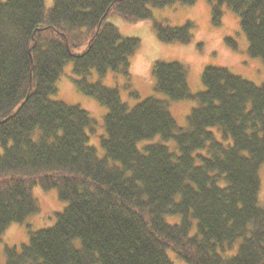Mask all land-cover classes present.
<instances>
[{
	"label": "trees",
	"instance_id": "1",
	"mask_svg": "<svg viewBox=\"0 0 264 264\" xmlns=\"http://www.w3.org/2000/svg\"><path fill=\"white\" fill-rule=\"evenodd\" d=\"M177 1L197 0H0V237L39 210L34 186L68 201L53 226L7 248V264H173L168 248L190 264H264V83L207 65L205 88L193 91L185 63L156 60L154 90L196 101L181 127L167 100L129 106L117 88L87 78L92 69L130 74L140 38L109 19H149ZM210 1L215 24L223 4L238 13L249 53L264 61V0ZM192 27L155 22L163 41L189 42ZM70 60L77 87L108 107L103 157L90 144V113L52 98ZM159 135L175 149L151 142ZM178 214L179 223L165 219ZM239 239L235 253L223 252Z\"/></svg>",
	"mask_w": 264,
	"mask_h": 264
},
{
	"label": "rangeland",
	"instance_id": "2",
	"mask_svg": "<svg viewBox=\"0 0 264 264\" xmlns=\"http://www.w3.org/2000/svg\"><path fill=\"white\" fill-rule=\"evenodd\" d=\"M5 1V0H3ZM54 0H46V5L51 6ZM213 3L210 0H197L192 4L180 1L163 7H153L152 16L149 19L131 22L120 16L109 19L119 29L122 35L140 38V45L130 57V74L109 70L101 76L92 69L87 78L90 81H100L109 87L119 90L123 101L129 106H134L149 95H156L169 103V108L176 118L179 126L186 127L187 116L196 105L194 99H170L163 92L154 90L155 77L152 72L156 60H179L188 68V80L193 91L205 88L202 81V73L207 65H219L228 67L233 73L254 82L264 83V61L260 56H252L249 51V42L240 25L238 13L227 4H223V16L220 24H215L212 12ZM155 22H162L171 26H181L192 22V38L189 42L163 41L158 38ZM78 75L73 70V61H67L62 73L56 81L57 91L52 95L53 99H60L69 104H77L86 109L95 119V131L90 134V144L94 145L100 156L105 155L101 146V137L106 135L104 116L108 107L96 97L82 92L75 83ZM137 92V94L135 93ZM219 140H225L223 132L218 126L209 128ZM149 142L140 141L138 146ZM151 142H161L175 149V140H163L159 135ZM203 152H205L203 150ZM261 188L260 200L264 204V162L260 167ZM34 196L38 199L39 210L29 215L22 222L12 223L0 237V264H7V248L20 249L23 244L30 241L32 232L42 228L53 226L56 221V213L62 211L68 201L61 199L57 188L43 189L41 186L32 188ZM166 221L179 223L181 215H166ZM198 230L197 220L193 219L191 233ZM241 239L237 240L232 248L225 246L220 251L230 255L236 252ZM167 253L173 264H190L172 248Z\"/></svg>",
	"mask_w": 264,
	"mask_h": 264
}]
</instances>
